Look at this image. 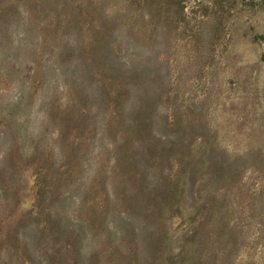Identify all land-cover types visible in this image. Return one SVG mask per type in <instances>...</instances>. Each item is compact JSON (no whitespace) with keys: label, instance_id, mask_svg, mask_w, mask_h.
<instances>
[{"label":"rangeland","instance_id":"1","mask_svg":"<svg viewBox=\"0 0 264 264\" xmlns=\"http://www.w3.org/2000/svg\"><path fill=\"white\" fill-rule=\"evenodd\" d=\"M263 40L264 0H0V264H264Z\"/></svg>","mask_w":264,"mask_h":264},{"label":"trees","instance_id":"2","mask_svg":"<svg viewBox=\"0 0 264 264\" xmlns=\"http://www.w3.org/2000/svg\"><path fill=\"white\" fill-rule=\"evenodd\" d=\"M261 39H263V38H261ZM264 41V40H263Z\"/></svg>","mask_w":264,"mask_h":264}]
</instances>
